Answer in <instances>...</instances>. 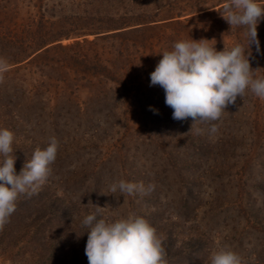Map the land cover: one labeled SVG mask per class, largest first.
I'll return each instance as SVG.
<instances>
[{
	"label": "rangeland",
	"instance_id": "374dc122",
	"mask_svg": "<svg viewBox=\"0 0 264 264\" xmlns=\"http://www.w3.org/2000/svg\"><path fill=\"white\" fill-rule=\"evenodd\" d=\"M224 3L130 0L126 7L119 0H0V58H23L27 43L39 36H59L58 43L68 46L106 35L88 64L69 53L63 71L56 63L51 69L39 66L45 63L40 51L27 52L31 56L19 64L7 60L0 129L14 133L16 173L55 137L56 159L38 191L69 202L71 216L37 231V219L52 209L41 206L48 201L22 208L20 195L0 229V264H84L82 221L96 213L93 205L109 206L97 217L108 222L131 213L145 218L164 239L168 264H210L212 253L225 245L241 264H264V99L246 91L217 121L192 125L191 118L174 120L164 90L150 86L161 54L189 38L209 40L217 51L243 45L254 77L264 76V19L257 27V52L254 44L247 47L245 27L223 19ZM125 22L130 24L122 30L106 31ZM97 27L102 34L71 36ZM119 44L130 47L127 69L115 52ZM60 86L69 87L70 95L57 96ZM236 121L242 122L234 128ZM119 180L143 183L145 192H110ZM64 233L73 238L52 247Z\"/></svg>",
	"mask_w": 264,
	"mask_h": 264
},
{
	"label": "clouds",
	"instance_id": "9594fccd",
	"mask_svg": "<svg viewBox=\"0 0 264 264\" xmlns=\"http://www.w3.org/2000/svg\"><path fill=\"white\" fill-rule=\"evenodd\" d=\"M222 17L231 27H246L247 47L254 44L259 52L257 27L264 19V0H225ZM210 42L190 38L175 42L171 50L161 54L162 58L150 73V86L159 85L164 90L165 104L173 110L174 120L191 118L192 125L216 121L246 91L264 99V76L254 77L244 46L237 43L230 49L217 51ZM8 69L7 60L0 58V82ZM196 131L199 133L200 129ZM210 131H216L214 124ZM14 139L12 131L0 129V156L4 157L0 161V229L15 211L18 197L31 196L43 185L59 147L57 139L52 137L46 148L34 150L17 174ZM152 188L148 186V190ZM109 190L112 193L119 190L129 196L145 192L143 183L125 180L113 182ZM93 207L96 213L82 221V226L88 229L84 250L88 264H168L164 239L145 218L131 213L108 222L97 217L109 206ZM210 264H241V257L225 245L212 253Z\"/></svg>",
	"mask_w": 264,
	"mask_h": 264
},
{
	"label": "trees",
	"instance_id": "16d2710c",
	"mask_svg": "<svg viewBox=\"0 0 264 264\" xmlns=\"http://www.w3.org/2000/svg\"><path fill=\"white\" fill-rule=\"evenodd\" d=\"M119 1L121 3H123L124 6L127 7L129 5V1L130 0H119ZM129 12H130V8H127L126 12H124L123 14L125 16H127L129 14ZM129 24H130L129 22H125L124 24L120 23V24L115 25L113 27H108L106 31L108 32V31H113V30H116V29L117 30H122L124 27H126V25L129 26ZM102 30H104V29L101 28V27H97V28H95V30L92 31V33H85L86 31H77L75 33H72L71 36H73L74 38H81V37H84L85 35H92V34L97 35V34H102L103 33ZM117 34H118V36H122L123 35V31L118 32ZM60 38L61 37H59V36H57V37L53 36L50 39L46 40V39H44V36H39L38 39H37L38 40L37 42L27 43V42L24 41L22 44L25 45L27 43L26 48H28V49H27V51H25L26 53L24 54L23 58H20V59L14 58V59H10V60L7 59L8 57H2V58L8 60L9 62H11L14 65V64H19V63H22V62L26 61L27 60L26 58H29L31 56L27 52L30 51L31 54H32V53H36V52L40 51V53H38V54H42L41 56L44 57L45 63H41L42 65H39V66L44 67L45 69L46 68H48V69L50 68L51 69V67L53 66V63H56L57 67L60 68L61 71H63V70L66 69V64H67L66 59L68 58L69 53L73 54L71 56L74 57V61L75 62L80 59L81 60L80 61L81 64H84V65L88 64L89 60L93 57V52L95 51V48H97V46H96L97 43L105 40L106 39V35L105 36L95 37L91 41H88L86 39H82V41H75L73 44L68 45V46H62L60 43H58L60 41ZM120 42H122V41H120ZM74 49H76V50L74 51ZM79 49H82V50L80 51ZM55 51H61L62 53H57V52L55 53ZM64 52H66V53L63 54ZM115 52L120 57H123V60H124L123 66H125L126 69L129 66H131L132 63H130V61L128 60V57L130 55L129 54L130 53V47L128 45L120 46V44H119L118 47H117V50H115ZM38 54H36V55H38ZM55 56L58 59H55ZM34 57L31 58V60H33ZM31 60H29V61H31ZM27 63H29V62H27ZM140 66L141 65H139V68L141 69L143 67V65L141 67ZM71 71L74 73V71L72 69H71ZM39 72H40V74L42 76L46 75L43 70H41ZM125 75H126V73H124V76ZM75 76H77V75H75ZM47 79H48V77H47ZM80 79H81V81L85 80V79H82V78H80ZM47 81L50 83L49 79ZM78 81H80V80H77V82ZM60 82L63 83L64 79H60ZM145 82H146V80H145ZM97 83L100 86L101 82L97 81ZM45 85H48V84H45ZM63 87L64 88L61 89L62 87L60 86V90L58 91L57 96H60V95L66 96L65 93H67V95L68 94L70 95V91L68 89L69 87H67V86H63ZM78 88H79V86H76L74 89L77 90ZM241 122L236 121V123H234V128H237V125H239V123L241 125ZM243 123H247V121H244ZM234 139H236V137L232 136V141ZM46 193L47 192H45V191H43V192L42 191H37V193L33 194L34 195V199H33V197H31L32 195L29 196V195H25L24 194L22 196V199H21L22 208L27 207V203L30 202V201H36V203L34 202L35 206H40L42 203L44 204V203H46V201H48L46 203L47 205H41V206L43 208L44 207H47V208L50 207L52 209V211H50L49 209H46L47 210L46 211L47 214H44L43 216L39 217V219H37V221H39V223L37 224V226L35 228L37 231H40V230L44 229L45 226H47V224H49L51 221H56L57 220L58 223H63V222L67 223L68 222V218L71 216L69 202L67 204V203L63 202L62 200H60L59 197H50V199H49V198H47V194ZM39 201H41V204H39ZM16 205H18V203H16ZM53 205L56 208H59L60 211H58V209L57 210L53 209ZM48 212L51 213V214H49ZM48 214H49V216H47ZM35 221H36V219H35ZM84 229H85V235H86V238H87V233L86 232L88 230L85 227H84ZM72 238L73 237L70 236V234L67 235L66 233H64L62 235H59L58 237L53 239L52 247H54L55 249L59 248V247L62 248L64 245H67V243ZM86 242H87V240L85 241V245L83 247L84 249L82 250V252H83L82 254H83V257H84V259H83L84 264L88 263V259H87L86 255H85V251H84L85 250V246H86Z\"/></svg>",
	"mask_w": 264,
	"mask_h": 264
}]
</instances>
